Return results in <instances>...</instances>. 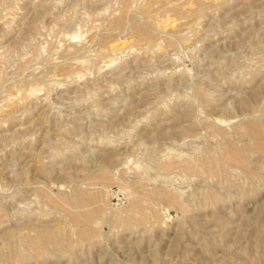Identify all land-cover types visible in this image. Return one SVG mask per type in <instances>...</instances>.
Here are the masks:
<instances>
[{"label": "rangeland", "instance_id": "374dc122", "mask_svg": "<svg viewBox=\"0 0 264 264\" xmlns=\"http://www.w3.org/2000/svg\"><path fill=\"white\" fill-rule=\"evenodd\" d=\"M0 112V264H264V0H0Z\"/></svg>", "mask_w": 264, "mask_h": 264}, {"label": "bare ground", "instance_id": "6f19581e", "mask_svg": "<svg viewBox=\"0 0 264 264\" xmlns=\"http://www.w3.org/2000/svg\"><path fill=\"white\" fill-rule=\"evenodd\" d=\"M172 23V22H171ZM174 23V22H173ZM124 44V43H123ZM123 44H121V45H123ZM157 44V43H156ZM156 44H155V46H156ZM121 45H117V44H115V46H112V50L114 49V50H121L122 48H123V46H121ZM113 50V51H114ZM60 84V83H59ZM59 86V85H58ZM40 90V89H39ZM34 91H36V90H34ZM41 92V91H40ZM19 95V94H18ZM17 95V96H18ZM33 95H34V93H33ZM28 96V95H27ZM26 97V96H25ZM46 100V99H45ZM23 102V101H22ZM3 103V102H2ZM4 111V110H3ZM1 113V112H0ZM262 145V144H261Z\"/></svg>", "mask_w": 264, "mask_h": 264}]
</instances>
